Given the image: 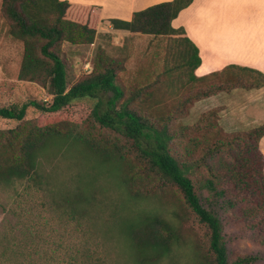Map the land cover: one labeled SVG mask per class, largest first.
<instances>
[{
    "label": "trees",
    "instance_id": "trees-1",
    "mask_svg": "<svg viewBox=\"0 0 264 264\" xmlns=\"http://www.w3.org/2000/svg\"><path fill=\"white\" fill-rule=\"evenodd\" d=\"M191 2L156 3L133 12L128 21L113 18L109 23L115 30L177 41L183 46L180 56L190 67L192 80L227 73L237 81L232 87H216L211 96L234 88L264 86V75L253 76L249 69L233 64L218 73L194 75L200 62L197 47L182 28L171 25L172 19ZM1 11L9 21L11 35L23 44L18 80L39 84L52 99L50 103L30 100L21 106L0 107V118L18 122L14 128L0 129V186L31 182L48 196L56 220L51 218L53 224L45 221L40 225L32 219H19L3 228L0 264H109V255L113 264H160L180 242V229L185 224L181 222L176 227L163 214L139 207L141 200L154 194L157 181L176 198L171 215L180 221L192 215L198 223L199 229L193 234L197 237L195 247H203L204 252H196L197 264L264 263V156L259 147L264 123L246 132L228 133L218 123V110L210 109L201 116V125L172 131L170 121H175L174 116L182 113L193 99L184 98L174 115L168 113L167 117L156 115L154 106L146 101L151 93L148 87L131 89L129 97L123 98L125 88L118 75L122 63L102 50L97 51L92 69L67 87L61 47L64 43L94 42L100 7L67 0H2ZM242 76L251 81L244 84ZM202 93L198 89L193 98L198 99ZM83 100L91 103L90 115L96 123L132 143L135 160L113 142L101 143L78 132L70 116L61 115L68 106ZM29 106L47 116L46 123L25 120ZM168 108L171 107L164 109ZM200 128L210 132L216 141L205 145L197 157L192 149L183 150L177 142H189L188 138H195ZM193 144H197L196 139ZM221 148H225L229 161L221 165L209 162ZM74 149L86 161H92L95 170H78L70 179V188H63L42 171L43 162L66 156ZM201 165L211 177H199L197 169ZM107 178L114 179L126 197L114 214L105 217L104 222L109 223L106 229H94L89 210L97 201V181ZM149 182H153L152 187ZM202 193L206 206L200 198ZM228 225L250 238L258 252L233 255L223 233ZM114 228L125 244V262L116 258L108 245V235Z\"/></svg>",
    "mask_w": 264,
    "mask_h": 264
},
{
    "label": "rangeland",
    "instance_id": "rangeland-1",
    "mask_svg": "<svg viewBox=\"0 0 264 264\" xmlns=\"http://www.w3.org/2000/svg\"><path fill=\"white\" fill-rule=\"evenodd\" d=\"M1 5L2 0H0V107L21 106L30 100L50 103L52 96L39 84L18 80L23 44L19 39H15L11 35L9 21L3 16ZM102 28L104 29L105 27L102 26ZM98 50H102L106 55L121 61L122 69L118 71V75L125 88L123 98L129 97L128 93L131 89L136 91L148 87L151 93L146 97V101H149L150 105L154 106L156 115H165L167 117L174 115L176 107L180 106L184 98L193 99L191 104L185 106L182 113L174 116L173 120L175 121H170L172 131L179 130L181 127L192 128L201 125V116L210 109L218 110L216 118L225 132L242 133L248 131L246 126H241L242 122H239L240 124L238 125H228L227 120L223 116L224 113H226L225 115L235 116V111L241 110L239 107L242 103H237L233 99L231 103L225 101L224 104H218L212 99H204V97H210L217 90L216 87H232V85L236 84L237 81L231 80L233 78L232 75L227 73L213 75L201 81L190 79L191 69L184 63V58L180 56L183 46L177 41L161 36L131 34L126 30L118 31L107 28L98 32L94 42L90 45H69L64 43L61 47V57L65 63L67 87L73 85L84 73L92 69ZM242 77L244 84L251 81L249 77ZM237 78L239 77L237 76ZM210 88V91H206ZM198 89H201L203 93L198 99H194L193 97H195ZM139 100L137 99L136 101ZM167 105L171 108L166 110L164 108ZM222 108L226 109V112L221 113L220 109ZM229 111L232 112L229 113ZM90 112L91 103L83 100L68 106L64 113L61 112V115L65 116V113L68 114L71 121L76 124L78 132L94 137L100 140L101 143L113 142L118 145L121 152L126 153L127 157L135 160L132 143L121 137L117 132L100 126L91 117ZM168 113L170 114L168 115ZM25 120L43 124L46 123L48 117L38 113L33 107L29 106ZM233 121L235 123V120ZM17 124L18 122L14 120L0 118L1 130L14 128ZM195 135V138H188L189 142L182 140L178 141L177 144L183 150L192 149L193 153L198 157L202 154V148L205 145L216 140L210 136V132L208 133L206 129L200 128ZM194 139L197 140L196 145L193 144ZM216 152L209 159V162L212 161L211 163L215 165H221L229 161L225 148H221ZM43 164L42 171L48 175L54 184L63 188H70V179L76 175L78 170H95L92 161H86L81 154L76 152V149L66 154V156L47 158ZM197 173L200 178L211 177V173L208 172L204 165L198 167ZM160 184V181L155 182L153 187L154 194L141 200L139 207L163 214V217L176 227L185 224V227L182 226L180 229V242L174 247L170 256L163 259L160 264H197L196 252H204L203 247L201 249L195 247L197 237H194L193 234L195 230L199 229L198 223L195 222L191 214V217L188 216L187 220L181 219V221L175 214L171 215L173 206H175L173 202L176 198L168 191L167 187ZM148 185L152 187L153 182H149ZM94 194L97 201L95 206L89 210L90 225L94 229L105 230L106 224L109 225V223L104 222L105 217H110L115 213L117 205L123 202L126 195L112 178L98 180ZM204 194L202 193L200 198L206 206L207 202ZM118 213H120V210ZM51 218L56 220V213L52 209L48 196L31 182H14L9 187L0 186V231L5 227L9 228V225L17 223L19 219H26V221L32 219L41 225L45 221L53 224L54 221ZM223 233L227 236L228 249L233 255L235 253L252 254L258 252L256 245L250 238L230 225L224 228ZM107 239L110 241L108 245L112 253L121 262H125L127 259V252L124 251L126 249L125 244L115 228ZM107 262L109 264L114 262L110 255L107 258Z\"/></svg>",
    "mask_w": 264,
    "mask_h": 264
},
{
    "label": "crops",
    "instance_id": "crops-1",
    "mask_svg": "<svg viewBox=\"0 0 264 264\" xmlns=\"http://www.w3.org/2000/svg\"><path fill=\"white\" fill-rule=\"evenodd\" d=\"M67 1L100 7L98 33L107 28L115 30L111 28L109 19L128 21L135 11L171 0ZM171 25L182 28L189 41L197 47L200 62L194 69L195 76L218 73L230 64L249 69L253 76L264 75V0H192L172 19ZM205 99H212L218 104L225 101L231 103L233 99L242 103L235 116L225 115L224 108L220 110L228 125L242 122L241 126L250 129L264 123V86L234 88ZM259 147L264 156V136L259 141Z\"/></svg>",
    "mask_w": 264,
    "mask_h": 264
}]
</instances>
